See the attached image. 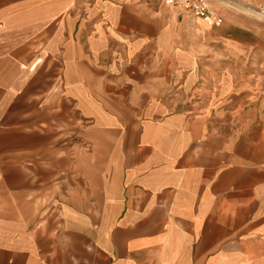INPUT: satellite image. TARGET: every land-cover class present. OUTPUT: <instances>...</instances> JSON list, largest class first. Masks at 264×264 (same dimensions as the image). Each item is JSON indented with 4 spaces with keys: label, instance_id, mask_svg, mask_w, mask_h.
<instances>
[{
    "label": "crops",
    "instance_id": "0c3cea01",
    "mask_svg": "<svg viewBox=\"0 0 264 264\" xmlns=\"http://www.w3.org/2000/svg\"><path fill=\"white\" fill-rule=\"evenodd\" d=\"M210 9L0 0V264H264V32Z\"/></svg>",
    "mask_w": 264,
    "mask_h": 264
},
{
    "label": "rangeland",
    "instance_id": "374dc122",
    "mask_svg": "<svg viewBox=\"0 0 264 264\" xmlns=\"http://www.w3.org/2000/svg\"><path fill=\"white\" fill-rule=\"evenodd\" d=\"M208 2L224 18L233 16L240 22L264 32V0H208Z\"/></svg>",
    "mask_w": 264,
    "mask_h": 264
},
{
    "label": "built area",
    "instance_id": "2783aa9c",
    "mask_svg": "<svg viewBox=\"0 0 264 264\" xmlns=\"http://www.w3.org/2000/svg\"><path fill=\"white\" fill-rule=\"evenodd\" d=\"M164 4L180 6L188 11L194 17H208L211 16L212 11L208 0H163ZM222 19L219 16L213 18V24L219 25Z\"/></svg>",
    "mask_w": 264,
    "mask_h": 264
}]
</instances>
